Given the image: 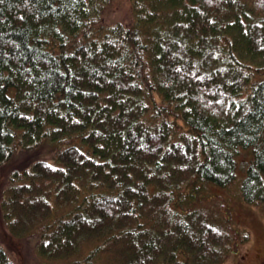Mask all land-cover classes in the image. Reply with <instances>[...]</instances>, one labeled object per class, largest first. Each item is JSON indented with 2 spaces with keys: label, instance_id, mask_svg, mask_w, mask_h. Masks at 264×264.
I'll use <instances>...</instances> for the list:
<instances>
[{
  "label": "trees",
  "instance_id": "16d2710c",
  "mask_svg": "<svg viewBox=\"0 0 264 264\" xmlns=\"http://www.w3.org/2000/svg\"><path fill=\"white\" fill-rule=\"evenodd\" d=\"M125 1L0 0L2 220L45 264H221L243 150L264 212V0Z\"/></svg>",
  "mask_w": 264,
  "mask_h": 264
},
{
  "label": "rangeland",
  "instance_id": "374dc122",
  "mask_svg": "<svg viewBox=\"0 0 264 264\" xmlns=\"http://www.w3.org/2000/svg\"><path fill=\"white\" fill-rule=\"evenodd\" d=\"M127 7L128 3L125 0H112L106 18L110 20L125 17ZM24 157V155H20L9 164L0 165V196L7 173L10 172L15 163ZM238 159L235 181L225 187L210 185L207 187V193H205L208 197L207 199L203 197L202 202L205 205L213 206L220 216H229L234 228L244 229L248 232L247 239L239 240L233 251L226 255L221 264H264V212L260 206L249 204L242 199L239 192V182L244 173L243 168L246 165L248 153L244 150L241 151ZM239 174H241L240 177ZM31 239L29 237H11L0 214V242L15 264L47 263V260L36 252L34 240Z\"/></svg>",
  "mask_w": 264,
  "mask_h": 264
}]
</instances>
